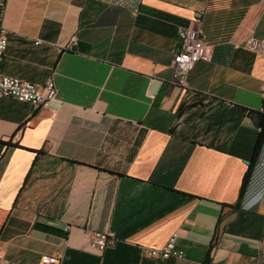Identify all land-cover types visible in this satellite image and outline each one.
Returning a JSON list of instances; mask_svg holds the SVG:
<instances>
[{"label":"crops","instance_id":"1","mask_svg":"<svg viewBox=\"0 0 264 264\" xmlns=\"http://www.w3.org/2000/svg\"><path fill=\"white\" fill-rule=\"evenodd\" d=\"M179 25L213 46L185 88ZM0 26L2 73L57 99L0 98V264H264V0H0ZM174 232L183 257L145 253Z\"/></svg>","mask_w":264,"mask_h":264},{"label":"built area","instance_id":"2","mask_svg":"<svg viewBox=\"0 0 264 264\" xmlns=\"http://www.w3.org/2000/svg\"><path fill=\"white\" fill-rule=\"evenodd\" d=\"M7 34L8 30L0 26V63L7 49ZM177 34L179 36V46L172 58V83L183 88L186 85V76L193 68L195 62L209 59L213 46L205 41L203 30L198 26L179 25L177 26ZM39 42L40 40L37 41V43ZM76 44L77 37L75 34H72L62 48L72 50ZM243 46L253 50H260L264 47V44L257 39L250 38ZM4 96L30 102L35 107L49 106L51 101L56 100V88L52 77H49L43 85H35L18 77L4 74L0 70V98ZM261 97V112L264 114V85L261 88ZM261 163L264 164V155L261 158ZM85 238L88 247L98 252L114 244V239L109 234L103 232L86 231ZM176 241L177 233L174 232L170 234L162 247L149 248L146 253L160 258H167L169 256L182 257L184 252L181 248L177 247ZM63 259L64 255L62 253L44 255L40 258L38 264H62Z\"/></svg>","mask_w":264,"mask_h":264},{"label":"rangeland","instance_id":"3","mask_svg":"<svg viewBox=\"0 0 264 264\" xmlns=\"http://www.w3.org/2000/svg\"><path fill=\"white\" fill-rule=\"evenodd\" d=\"M193 27H197V26H193ZM6 29H7V28H6ZM7 30H8V29H7ZM176 31H177V30H176ZM75 35H76V34H75ZM177 35H178V34H177ZM7 36H8V34H7ZM76 37H77V36H76ZM178 37H179V36H178ZM250 38H252V37H250ZM250 38H248V39H250ZM68 39H69V38H68ZM248 39H247V40H248ZM253 39H256V38H253ZM7 40H8V39H7ZM247 40H245V42H246ZM257 40H258V39H257ZM37 41H39V40H37ZM259 41L262 42L261 40H259ZM77 42H78V39H77ZM245 42H243V44H244ZM65 43H66V42H65ZM65 43H64V44H65ZM262 43L264 44V42H262ZM64 44H63V45H64ZM7 45H8V44H7ZM63 45H62V46H63ZM76 45H77V44H76ZM76 45H75V46H76ZM62 46H60V50H63V51H71V50H66V49L62 48ZM74 48H75V47H74ZM74 48H73V49H74ZM246 48H247V47H246ZM263 48H264V47H263ZM73 49H72V50H73ZM177 49H178V48H177ZM6 50H7V49H6ZM251 50H253V49H251ZM254 51H257V50H254ZM5 53H6V52H5ZM4 56H5V55H4ZM210 57H211V56H210ZM3 58H4V57H3ZM172 58H173V57H172ZM1 62H2V61H1ZM195 63H196V62H195ZM0 64H1V63H0ZM194 65H195V64H194ZM171 66H172V63H171ZM172 69H173V67H172ZM1 72H2V71H1ZM188 73H189V72H188ZM187 75H188V74H187ZM172 76H173V72H172ZM13 77H15V76H13ZM20 79H21V78H20ZM47 79H48V78H47ZM52 79H53V78H52ZM26 81H27V80H26ZM53 81H54V80H53ZM31 83H32V82H31ZM44 83H45V82H44ZM171 83H172V78H171ZM186 83H187V76H186ZM33 84H34V83H33ZM54 84H55V83H54ZM172 84H173V83H172ZM35 85H36V84H35ZM42 85H43V84H42ZM173 85H175V84H173ZM263 85H264V84H263ZM263 85H262V86H263ZM175 86H178V85H175ZM178 87L182 88L181 86H178ZM185 87H186V85H185ZM185 87H183V88H185ZM55 88H56V86H55ZM261 88H262V87H261ZM260 94H261V92H260ZM4 97H10V96H4ZM13 98H14V97H13ZM261 99H262V97H261ZM56 100H57V99H56ZM56 100L51 101V102H55ZM20 101H21V100H20ZM25 102H27V101H25ZM29 103H30V102H29ZM32 105H33V104H32ZM49 106H51L50 103H49ZM261 107H262V106H261ZM260 112H261V109H260ZM261 113H262V112H261ZM262 114H263V113H262ZM263 116H264V114H263ZM249 168L251 169L250 166H249ZM249 168H248V169H249ZM86 231H90V230H86ZM86 231H85V232H86ZM96 232H97V231H96ZM103 233H104V232H103ZM107 234H109V233H107ZM171 234H172V233H171ZM109 236H110L111 238H113L110 234H109ZM113 239H114V238H113ZM86 241H87V240H86ZM114 242H115V240H114ZM87 244H88V243H87ZM110 246H111V245H110ZM107 247H109V246H107ZM107 247H106V248H107ZM160 247H162V246H160ZM106 248H105V249H106ZM150 248H153V247H150ZM155 248H158V247H155ZM105 249H104V250H105ZM147 249H149V248H147ZM147 249L145 250V253H146ZM102 251H103V250H102ZM102 251H100V252H102ZM97 252H98V251H97ZM146 254H147V253H146ZM183 254H184V253H183ZM147 255H148V254H147ZM149 256H151V255H149ZM152 257H154V256H152ZM169 257H176V256H169ZM182 257H183V256H182ZM155 258H160V257H155ZM167 258H168V257H167ZM179 258H181V257H179ZM160 259H164V258H160Z\"/></svg>","mask_w":264,"mask_h":264},{"label":"trees","instance_id":"4","mask_svg":"<svg viewBox=\"0 0 264 264\" xmlns=\"http://www.w3.org/2000/svg\"><path fill=\"white\" fill-rule=\"evenodd\" d=\"M259 143H260V139L258 140V144H257V145H259ZM0 144H4V145H6V146H11V142H10V141H8V142L0 141ZM257 147H258V146H257ZM249 174H250V168L247 170V172H246V174H245V176H244L243 184H242V188H241V192H240V194H239V197L242 195V193H243L244 190H245V187H246V184H247V180H248V178H249Z\"/></svg>","mask_w":264,"mask_h":264},{"label":"water","instance_id":"5","mask_svg":"<svg viewBox=\"0 0 264 264\" xmlns=\"http://www.w3.org/2000/svg\"><path fill=\"white\" fill-rule=\"evenodd\" d=\"M157 87V82H153L152 84V91H154V89ZM50 105H55L54 102H50Z\"/></svg>","mask_w":264,"mask_h":264}]
</instances>
